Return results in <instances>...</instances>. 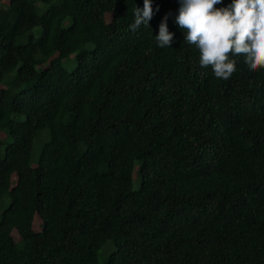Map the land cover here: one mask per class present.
I'll list each match as a JSON object with an SVG mask.
<instances>
[{
	"label": "trees",
	"instance_id": "16d2710c",
	"mask_svg": "<svg viewBox=\"0 0 264 264\" xmlns=\"http://www.w3.org/2000/svg\"><path fill=\"white\" fill-rule=\"evenodd\" d=\"M136 6L0 0V264H264V70Z\"/></svg>",
	"mask_w": 264,
	"mask_h": 264
},
{
	"label": "clouds",
	"instance_id": "9594fccd",
	"mask_svg": "<svg viewBox=\"0 0 264 264\" xmlns=\"http://www.w3.org/2000/svg\"><path fill=\"white\" fill-rule=\"evenodd\" d=\"M179 9L174 23L184 33V41L199 50V64L210 67L217 79L229 80L237 71L233 57L243 56L250 71L264 70V0H178ZM159 9L152 0L136 6L132 31L150 21ZM166 14L155 36L159 47H170L174 34L168 30Z\"/></svg>",
	"mask_w": 264,
	"mask_h": 264
},
{
	"label": "rangeland",
	"instance_id": "374dc122",
	"mask_svg": "<svg viewBox=\"0 0 264 264\" xmlns=\"http://www.w3.org/2000/svg\"><path fill=\"white\" fill-rule=\"evenodd\" d=\"M35 159H36V158H34V160L32 161L33 164L35 163ZM134 183H135V185L137 184L136 181H135ZM0 211H1V210H0ZM99 259H101V255H99Z\"/></svg>",
	"mask_w": 264,
	"mask_h": 264
}]
</instances>
